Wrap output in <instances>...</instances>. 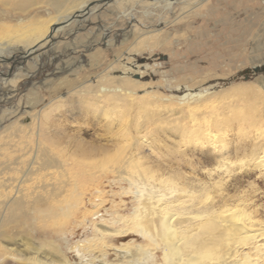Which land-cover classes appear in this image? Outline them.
<instances>
[{"label":"bare ground","instance_id":"bare-ground-1","mask_svg":"<svg viewBox=\"0 0 264 264\" xmlns=\"http://www.w3.org/2000/svg\"><path fill=\"white\" fill-rule=\"evenodd\" d=\"M229 1L0 0L2 13L12 14L19 26L11 30L0 20V103H12L20 83L36 74L43 60L55 65L52 79L43 87L31 84L27 90L28 106L5 105L0 110V240L39 231L52 252L59 253L51 236L59 233L56 227L61 222L74 217L77 227H88L92 234L73 243L71 249L83 257L74 264H264V225L260 228L261 222L247 213L246 200L236 188L233 195L225 187L231 180L235 185L245 177L264 178V94L250 82L229 87L211 84L217 74L187 77L183 69H167L171 57L163 55L183 49L187 33L196 31L191 18L207 19L219 2ZM155 15L157 20L150 18ZM169 16L171 21L163 20ZM104 18H111L113 24L101 22L91 38L94 22ZM66 57L74 63L63 62ZM174 72L182 73L174 76ZM39 88L46 89L45 95L36 92ZM245 93L252 99L247 98L249 114L228 101ZM65 107L104 118L112 148L65 141L52 129L60 127L58 115ZM234 121L238 132L242 122L253 130L248 142L234 145L233 138L227 139L226 128ZM156 125L176 135L172 139L179 154L175 170L159 157L151 160L140 153L144 133ZM132 137L135 144L121 156L118 152L124 147L119 140L123 138L127 146ZM189 147L191 154L186 153ZM71 149L84 161L78 162L81 169L75 174L66 167ZM153 163L165 164V171L153 170ZM100 175L110 186L119 180L128 183L122 193L133 198L129 214H120L117 204L106 208L105 200L94 202L106 193L98 185ZM75 179L80 186L93 187L88 189L90 207L84 204L87 192ZM130 232L144 241L132 239L119 245L109 241ZM38 252L0 248V264L6 260L72 264L67 258L57 256L55 261L49 258L51 253L45 257ZM109 252L113 260L108 259Z\"/></svg>","mask_w":264,"mask_h":264},{"label":"rangeland","instance_id":"rangeland-1","mask_svg":"<svg viewBox=\"0 0 264 264\" xmlns=\"http://www.w3.org/2000/svg\"><path fill=\"white\" fill-rule=\"evenodd\" d=\"M217 8L218 10L215 11V13H213L212 16H208L207 19H203L204 21L202 20V18H199V17L191 18V22L196 27L195 29L196 31H194V33H187L188 35L187 36L188 38L186 37L187 42L182 45L183 47L182 50L180 49L176 50L174 51L175 53L171 51L170 52L167 51L163 54V55L171 57L170 60L167 61L168 63L165 65V67L173 71H176L174 69H178L179 71L183 69L182 72L187 77H190V76L194 77L196 76V74L199 75V73L203 75L204 72H207L208 74H211V75L217 74L216 77L212 79L213 81L214 80L216 81L214 83L213 81H211V84H215V83H218V85L223 84V87H229V85L231 84H237V83L241 84L243 82H250L256 85L258 89H260L264 94V89L262 88V86H264V5H262L261 0H231L227 2V4L219 2ZM2 12H4V10L1 8L0 9V20L4 21L5 22L4 24H7L11 30L13 29V27H15V29L19 28V26H17V22H14L12 14H4ZM45 13H46V10L42 9L40 12V15H44ZM156 16L157 15L150 16V18H152L153 20H157V18H155ZM170 18H171L170 16L165 17V19L163 18V20L171 21L172 19ZM102 20L98 22L93 21L94 23H96V25H95V28H92L93 34L91 38H95L94 36H96V34L98 33L97 31L99 30L98 25L101 22L109 26L113 24V21L111 20V18H106V19L104 18ZM202 21H203V24H206V25H203V24L200 25ZM26 24H28V22L25 24L23 23V25H26ZM77 42H79V40H77L76 43ZM157 50L158 49H154V52H156ZM68 53L69 52L67 50V51H63L61 54L63 56H66ZM175 55L177 58L175 57ZM71 56L72 55H70V57ZM68 60L70 61V63H74V61L72 59H69V57L62 58L63 62H68ZM43 61L44 62L42 63L41 68L36 74L31 75V76L29 75L27 79L23 80L22 83H20L23 86L21 85L19 86V91L17 92V96L12 100V103L11 102L10 103H0L2 105V106L0 105V108H1L0 110H3L2 107H4L5 105H6L5 107H8V108L10 107H20L21 108L22 105L23 107L28 106L26 104L25 95L27 93V90L31 87V84H35V87H43V84L48 82L47 80H50L53 78L51 74L55 70L54 69L55 65L51 66L48 60H43ZM181 64L183 67L181 66ZM193 66L195 67V69ZM253 66L258 67V69L260 68L259 70H257L259 72H257L256 70H253L252 69ZM209 70L211 71V73ZM181 73L174 72L173 75L174 76L175 74L181 75ZM256 79L258 83H256ZM36 90L35 91L39 93L40 95H45L46 89L39 88ZM249 97L250 96L245 93L243 95H240L239 97L230 99L228 101L230 102L235 101V103L241 105L240 107L243 106L242 108L244 109L245 113L249 114L248 102H250L249 99H251ZM20 98L22 99H21V102L19 103ZM8 104L11 106H9ZM261 112L264 117V104L261 106ZM60 114L61 115L57 114L58 117L60 118V119L58 118L59 121H57L60 127L59 128L54 127L52 129L55 130L56 132L63 134L65 136V141H69V140L80 141V142L82 141L81 143L85 144V146L87 147L89 146L97 147L100 145H107L108 147L112 148V144H111L112 139H111V136L107 134V131L105 129L104 118H100L99 120H97V118H95L94 116L89 115L87 117L85 115H81L79 111H77L76 109H72L71 107L62 108ZM0 115H1V112H0ZM245 115L247 116V114ZM261 122L264 123L263 120H261ZM246 125L247 124H245V122H242L243 127L240 130V132L236 130L237 122L235 121L233 122L232 125L227 126L226 128L227 134H228L227 139L233 138L234 145L236 144V141H238L239 143L248 142V140L250 139L248 138V136L250 137V134L252 135L253 132L251 131L253 130L251 128L250 130L249 127H247ZM162 126L156 125L154 127H151L149 129V132L144 133L146 135V142L142 144L143 146L140 145V147L138 148L140 149L141 155L151 160H154V159L156 160V158L159 157L163 159V161L168 162L169 165L171 166L170 168H173L172 170H175L176 165H177L176 163L179 159V154L176 152L175 150L176 148H173L174 144H173L172 139H176V135L173 133H169V130H168L169 128H166L165 126L162 127ZM131 130L133 133V129ZM237 138L238 139L240 138V139L238 140ZM132 139L131 138L129 139L130 145H127V146L126 144H124V142H122L123 138L119 140L122 143L124 149L127 147L125 151L123 149V150H120V152H118L121 156L124 154L123 152H127L128 150L132 149V146L135 144L136 138L132 137ZM147 144H151V146L155 148V151L154 152L150 151V147ZM233 144L230 145L231 148L234 146ZM72 145L73 143L70 142L71 148H72ZM191 148L192 147H189L188 151L186 148V151H187L186 153L191 154L190 152ZM71 153L73 155H69L65 153V158H67L68 155L70 156L68 157L67 163H66L69 165H66V167L70 172L72 171L71 174H75L76 172L79 173V169H81V167L77 165L80 162L84 163V161L80 159L81 157L78 155L79 152L77 153L76 151H73V149H71ZM151 153L153 156L151 155ZM157 165H158L157 163H153L152 169L158 170L160 172L165 171L166 169V167L164 166L165 164H162V163L159 164L161 165L160 167H157ZM154 166L155 168H153ZM89 169L90 170L93 169L92 165ZM184 169L185 167H183V170ZM185 171L189 172V170H186V169ZM244 174L245 173L243 171L242 175ZM111 176L113 177V175ZM111 176H107V177H111ZM75 181H77V185L80 184L77 179H75ZM32 185L33 184H30L29 187ZM98 185L99 187H103V190L106 193L102 197L96 196V198L98 197L99 199L98 200L96 199V201H94L95 203H98L99 200L100 201L105 200L104 205L106 208H109L111 205L115 206V204H117L116 210L119 211L120 214H129L131 212V209L133 207L132 206L133 198L131 197V194L122 193L123 189H126L129 187L126 181L119 180V182L117 181L115 185L113 184L110 186L107 184V178L101 177L100 175ZM79 187H81V189H84L83 192L85 193L87 192L86 196L84 195L83 198H84V204L88 205V201H87L88 189H91V188L93 189V187L89 185L88 183L85 186L79 185ZM225 187L227 188L230 194L234 195L235 194L234 191L236 188L237 193H240V195L244 196L243 200L244 201L246 200L245 209L247 210V213H249V215H252L255 218V220L257 221L259 220L258 223L261 222L259 223V225L262 224L260 225V228H262V226L264 225V178L260 177L256 179L255 177H252L251 179H248L247 177H245L244 179H242L241 183L235 184V185H234V182L231 180L225 185ZM254 190L256 192H254ZM122 201H124V203H122ZM114 206L109 209L110 212L113 211V209L115 208ZM73 218L74 217L69 218V220H67L69 224H67V222L64 221V223L61 222L63 223L62 225L61 223L60 224L58 223L60 226L56 227L57 229L53 228L54 230L56 229L57 233L59 232L58 234H56V236L52 235L51 237H54V241L57 244L56 246L59 248L60 255L58 252L57 253L52 252L51 248H49V246L43 240V237H41L42 235L39 231H35L34 234L32 235H28L24 232H18L17 234H14V235L9 234L8 237L1 238L0 248L6 249V250L7 249L17 250L18 252L24 253V254H29L32 251H34V249H38L39 250L38 254L41 256L46 257L48 256L49 253H51V256L49 257L51 260L58 261L60 257L61 258L63 257L65 259L67 258V261L71 262L72 264L79 263L83 257L81 258L78 254H76L77 252L74 249L72 250L71 247L73 243H75L76 241L82 240L83 238H85V236H91L92 234L90 233L91 231H90V228L88 227H84V228L77 227L76 221H75L76 219L75 218L73 219ZM104 218H109V216L104 215ZM96 221L99 222L100 220L98 219ZM259 225L257 226L258 228H259ZM263 229H264V226H263ZM70 230L72 232H70ZM60 231L61 232L63 231L64 233L62 232L61 234ZM262 231L264 232V230ZM263 237L264 236H262L261 238ZM64 238H66V240ZM132 239L136 240V242H139V243L144 241L141 237L134 235L132 232H130L124 238H121V239L111 238L109 241L110 243L114 245H119L121 241L125 242V241H129ZM156 255H159L158 251ZM114 258L115 256L113 255V253L109 252L108 259L113 260ZM159 263L160 262H158V264ZM4 264H14V263L9 260H6Z\"/></svg>","mask_w":264,"mask_h":264}]
</instances>
